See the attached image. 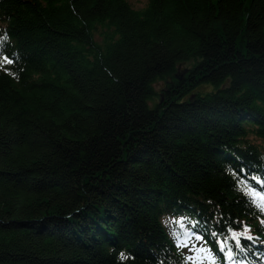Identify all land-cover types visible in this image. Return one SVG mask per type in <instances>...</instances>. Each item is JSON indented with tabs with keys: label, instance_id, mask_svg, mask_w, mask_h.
Segmentation results:
<instances>
[{
	"label": "trees",
	"instance_id": "1",
	"mask_svg": "<svg viewBox=\"0 0 264 264\" xmlns=\"http://www.w3.org/2000/svg\"><path fill=\"white\" fill-rule=\"evenodd\" d=\"M261 193L264 0H0V264H264Z\"/></svg>",
	"mask_w": 264,
	"mask_h": 264
},
{
	"label": "rangeland",
	"instance_id": "2",
	"mask_svg": "<svg viewBox=\"0 0 264 264\" xmlns=\"http://www.w3.org/2000/svg\"><path fill=\"white\" fill-rule=\"evenodd\" d=\"M128 2L134 10H142L143 8L146 7L148 0H128ZM94 39L98 43H101V41L103 40L101 27H98L97 31L95 32ZM163 84H164L163 82L155 83L153 85L154 89H156L157 91L160 90ZM194 242L196 246L185 245V248L183 249V251L186 253V256L189 259L190 264H207L208 257L210 254L209 251L206 248H204L202 243L199 242L198 240H195Z\"/></svg>",
	"mask_w": 264,
	"mask_h": 264
},
{
	"label": "snow or ice",
	"instance_id": "3",
	"mask_svg": "<svg viewBox=\"0 0 264 264\" xmlns=\"http://www.w3.org/2000/svg\"><path fill=\"white\" fill-rule=\"evenodd\" d=\"M9 63H11L12 61H8ZM197 239H200L201 237L200 236H197L196 237ZM223 250L222 246H221V251Z\"/></svg>",
	"mask_w": 264,
	"mask_h": 264
}]
</instances>
